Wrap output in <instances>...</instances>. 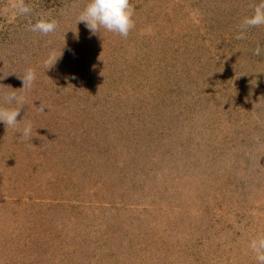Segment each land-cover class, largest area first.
<instances>
[{
	"label": "rangeland",
	"instance_id": "374dc122",
	"mask_svg": "<svg viewBox=\"0 0 264 264\" xmlns=\"http://www.w3.org/2000/svg\"><path fill=\"white\" fill-rule=\"evenodd\" d=\"M88 2L0 0V97H25L0 122V264H258L264 25L235 37L261 0H130L126 39L77 23Z\"/></svg>",
	"mask_w": 264,
	"mask_h": 264
},
{
	"label": "clouds",
	"instance_id": "9594fccd",
	"mask_svg": "<svg viewBox=\"0 0 264 264\" xmlns=\"http://www.w3.org/2000/svg\"><path fill=\"white\" fill-rule=\"evenodd\" d=\"M10 8L17 16H28L33 9L26 3V0H10ZM135 9L131 5L130 0H89L83 11L77 18L78 22H85L86 27L93 33H97L101 28L107 32H111L127 38L129 33L135 28L133 19ZM264 25V0L253 7V14L250 17H245L240 25V32L236 35L237 40L246 39L245 32L249 28L260 27ZM59 27L57 20L39 19L34 24L29 21L28 30L41 35H49L54 33ZM261 48L259 46L254 50V55L259 56ZM59 57L55 51L49 53L44 60V66L51 68ZM23 88L21 91H30L37 79L36 70L29 67L20 77ZM15 104V107L11 105ZM25 104V97L17 95V91L4 94L0 97V122H3L7 128H16L18 117L21 115V108ZM46 104L41 103L37 108V112L44 113ZM23 120V119H22ZM24 139H29L32 136V124L28 122L22 129ZM249 247L255 254V259L258 264H264V235H260L251 240Z\"/></svg>",
	"mask_w": 264,
	"mask_h": 264
}]
</instances>
